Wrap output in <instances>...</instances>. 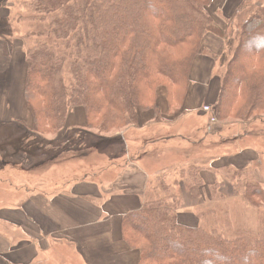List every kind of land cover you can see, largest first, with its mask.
I'll return each mask as SVG.
<instances>
[{
    "label": "trees",
    "instance_id": "obj_1",
    "mask_svg": "<svg viewBox=\"0 0 264 264\" xmlns=\"http://www.w3.org/2000/svg\"><path fill=\"white\" fill-rule=\"evenodd\" d=\"M213 2H22L26 13L18 23L30 27L24 39H37L25 54V101L39 141L29 133L27 142L34 139L36 147L40 142L60 143L56 136L69 126L77 108L85 111L81 129L96 131L85 136L108 141L135 125L139 112L160 115L159 88L167 90L169 113H179L193 64L207 54L202 42L208 34L222 39L226 47L220 60L225 72L218 76L219 94L212 106L218 120L247 122L264 116V3L234 36L230 24L225 29L209 14ZM78 135L68 133L67 142L79 146ZM190 179L202 183L195 166ZM231 181L247 202L264 205V188L245 170L235 171ZM176 185L160 175L144 207L124 217L123 239L141 253L138 264H264V220L260 231L236 229L219 206L204 208L198 213L199 225L187 226L178 214L184 197L176 193Z\"/></svg>",
    "mask_w": 264,
    "mask_h": 264
},
{
    "label": "crops",
    "instance_id": "obj_2",
    "mask_svg": "<svg viewBox=\"0 0 264 264\" xmlns=\"http://www.w3.org/2000/svg\"><path fill=\"white\" fill-rule=\"evenodd\" d=\"M231 1H228V9L234 3L230 4ZM242 2L237 0L239 5L236 12ZM10 18V10L7 14L3 10L0 12L1 20H10ZM229 18V21L233 19L232 13ZM222 27L227 29L228 26ZM211 35L213 34H208L203 41L207 55L198 56L193 64L190 89L183 109L178 114L169 113L167 90L159 88L157 91L158 106L161 110L159 116H156L154 111H141L135 125L108 138V141H101L104 143H98L102 148L107 147V152L104 156L101 155L107 161L103 167L97 166L91 174L82 172L78 174L79 177H75L74 170L67 171L61 166L48 171L44 167L47 172H44L41 179L31 177L29 174L26 176L30 185L24 189H16L18 195L11 199L13 203L0 200V264H77V262L138 264L141 253L131 249L124 241L123 220L130 212L144 207L153 194L150 188L152 183L156 182L160 175L168 174L166 172L174 173L176 179L174 182H181L180 186H185V189L182 188L184 190L182 195L187 201L185 207L178 211L181 222L191 227L199 225L198 214L193 208L205 204L206 189L214 187L218 182V175L217 177L209 175L210 172L205 169L206 162L203 163L202 159L190 160L194 158L191 156L194 154L193 151L188 153L187 158L190 159H187L186 165L180 169L160 168L151 173L146 168V161L157 162L155 154L151 157V151H156L157 147L162 145L168 146L175 140H185L201 146L209 138H220L222 129L213 125L211 115L203 125L191 128L190 136L197 134L198 140L192 141L189 137L175 132L180 119L189 115H196V119H205L208 113H202V109L217 102L219 82L213 69L217 65L216 55L222 56L226 47L222 39L218 40L217 36ZM18 43L14 44L11 61L12 68H18L17 75L12 71L8 74V80L0 84V124L12 122L13 114L18 116L20 113V116H24L27 111L22 89L27 70L25 54L28 47H24L22 57L20 54H15ZM2 62L0 61V66ZM0 72L4 73L1 67ZM19 88L20 94H18ZM27 120L30 125L34 123V119L32 122L29 114ZM82 126L83 123L75 119V114L72 113L69 126L63 133V140L55 143L56 152L66 148L68 133L80 132ZM163 129L169 132L160 134ZM132 132L153 133L158 140L148 142L143 140L138 144L133 140V135L130 134ZM93 141L99 140L92 139ZM235 141L239 143L238 135ZM92 142L89 143L90 147ZM61 145L63 146L60 147ZM110 147H114L113 153L108 152ZM237 151V154L215 161L210 168L217 170L216 167L222 164L225 169L241 170L255 163L253 159H249L257 157L252 149H244L240 146ZM190 166L203 167L201 172L203 186L200 188L202 193L197 191L194 194V186L190 187L187 183V174L183 170L189 169ZM12 177L16 180L15 173ZM15 180L8 181L12 189L15 187L14 184H17ZM204 208L206 206L202 210Z\"/></svg>",
    "mask_w": 264,
    "mask_h": 264
},
{
    "label": "rangeland",
    "instance_id": "obj_3",
    "mask_svg": "<svg viewBox=\"0 0 264 264\" xmlns=\"http://www.w3.org/2000/svg\"><path fill=\"white\" fill-rule=\"evenodd\" d=\"M25 1L26 0H0V12L3 10L7 14L10 10L12 18H10V20L0 19V52L2 53L0 54V61H3L0 67L1 70L4 71V73L0 72V84H3L6 80H8V74L12 73V71H15L17 75L18 68H12L11 65V61L13 59L12 52L14 50L15 42H19L15 54H20L22 55V57L24 47H29L32 44H36L37 42V39H32L33 41H27L28 39H24L23 35L24 33H27L30 27L28 23H18L20 14L26 13L25 10H23L22 6V2ZM228 1L229 0H214L212 6L208 8V12L218 24L222 26H228L230 24L232 30L230 34L237 36L239 28L245 21V18H248V16L254 11V8L264 3V0H247V2L243 6L241 5L239 12H236L238 6L235 7V5L237 4V0H232L230 2V4H232V2L234 3L229 9ZM226 5L227 8L225 9ZM232 7L233 10H231ZM230 13L233 14L232 22H230L231 20L229 21ZM216 38L218 40H221L218 37ZM41 41L42 40H40V43ZM203 45L204 42H202V46ZM220 60L221 55H216L215 61L217 65L213 69V72L217 76H222V74L225 72L226 67L221 66ZM25 85L26 74L24 77V86L22 89L23 97L25 96ZM18 94H20V88L18 90ZM25 108L27 111L24 116H20V113L18 114V116L17 114H13L12 122L0 124V200L3 199L5 202L11 203V199H14L15 196L18 195L16 189H24V187H28L30 185L26 177L28 174L31 177L41 179V176L44 174V172H47L48 169L55 170V168H60L61 166L67 171L74 170L75 177H77L78 174L82 172L85 174H91V171L94 170L97 166L103 167L107 162L106 158L101 156H104L105 152H107V147L102 148L98 144L104 142H92L91 137L85 136L89 133L92 135L96 133V131H93L89 128L87 130L81 129V135H79V137L81 138V143L79 146H73L72 144L68 143L66 144V148L57 150V152L54 149L55 144L50 145L51 142H40L39 147H36V144L34 145L33 142H36L34 139L33 141L30 140L29 142H27L28 139H26V135H29V133H32L33 137H35L36 135H34V123H32L31 125L28 124L27 114H29L32 122L33 115L29 111L26 102ZM73 113L75 114V119H79L83 123V126L81 128H84V126L86 125L85 111H83L81 108H77ZM202 113H204V111H202ZM210 115H215V117L217 118V121L212 120V122L214 123L213 125H216V127L222 129L220 138H209L201 146L193 145L185 140H175L168 146L163 147L162 145L161 147H157L156 151H151L150 154L151 157L155 154V156L157 157V162L154 160H147L146 168L151 173L158 171L160 168H163L164 170H168L171 168L180 169L184 165H186L185 163L188 161L187 159H190L187 158L188 153L193 151L194 154L191 156L194 158L190 160H196L199 158L202 159L203 163L206 162L205 169L207 172H210L209 175H211L212 177H217L218 175V182L215 183V180L212 182L213 184L215 183L214 187H207L206 189L205 204L203 206L193 208L195 209L196 214H198L199 211L202 210L205 206L206 210L211 209L209 207L212 206H221L227 212V214L229 213V219L236 229L245 228L253 231H260L262 229V222L264 220V205L255 206L247 202L244 199L243 193L240 188L231 181V176L235 171L245 170L249 178L258 182L264 188V116L253 118L247 122L236 121L234 119L219 121L217 114L213 109L208 115H206L205 119H196V115H189L186 118L180 119L175 127V132L177 134H183L184 136L189 137L192 141L198 140V138L196 137L197 134L193 137L190 136V130L193 126H195L196 128V126L198 125H203L205 120L208 121ZM168 132L169 131L163 129L161 130L160 134ZM63 133L56 136L57 141L63 140ZM130 134L133 135V140L138 142V144L142 143L143 140H145V142L158 140L157 136L153 133L132 132ZM237 135L239 138V143L235 141V137ZM110 136L112 135L110 134L109 137ZM21 138L23 141L21 140ZM35 138L37 139V141H39V138ZM48 139H54V137H48ZM44 140L45 139H42L41 141ZM90 141L92 142L91 147L89 146ZM43 145H45V148L42 147ZM62 146L63 145H61L60 147ZM240 146L244 149L250 148L257 154V157L254 156L249 158L255 161V163H253L250 167H246L241 170L231 168L225 169L223 168L222 164H219L216 167L218 168L217 170H212L210 168L215 161L223 157H229L237 154V148H239ZM114 150V147H110L108 152L113 153ZM204 158H206V160H204ZM44 167L45 169H47V171H45ZM191 167L192 166H190L187 170H183V172L187 174V183L190 187L194 186V194L197 191H200L202 193V190H200V188L203 186V181L201 184L196 185L192 183L190 179ZM195 167L199 169L200 173L203 171V167ZM14 173L16 174V180L14 177H12ZM166 173H168L165 174L168 183H178L176 193L178 195L182 194L184 191L182 188L185 189V186L181 187V182H174V180H176L174 173ZM54 175L55 173L52 174V176ZM207 177L209 176L207 175ZM12 180L17 181V184H14L15 187L13 189L12 186L8 184V181ZM155 184L156 182H153L150 188H153ZM186 201L187 200L184 196L183 203L180 208L185 207ZM214 220L217 219L213 218V221ZM77 264H80V262H77Z\"/></svg>",
    "mask_w": 264,
    "mask_h": 264
},
{
    "label": "built area",
    "instance_id": "obj_4",
    "mask_svg": "<svg viewBox=\"0 0 264 264\" xmlns=\"http://www.w3.org/2000/svg\"><path fill=\"white\" fill-rule=\"evenodd\" d=\"M211 110H212V108H210V107H205V108H204V111H205V112H208V113H210ZM213 121H216V119L214 118Z\"/></svg>",
    "mask_w": 264,
    "mask_h": 264
}]
</instances>
